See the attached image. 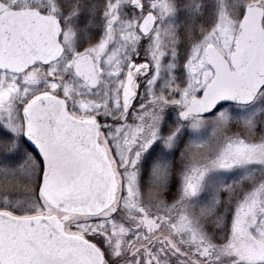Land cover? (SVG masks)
I'll return each instance as SVG.
<instances>
[{
    "label": "snow or ice",
    "instance_id": "obj_1",
    "mask_svg": "<svg viewBox=\"0 0 264 264\" xmlns=\"http://www.w3.org/2000/svg\"><path fill=\"white\" fill-rule=\"evenodd\" d=\"M0 264H264V0H0Z\"/></svg>",
    "mask_w": 264,
    "mask_h": 264
}]
</instances>
